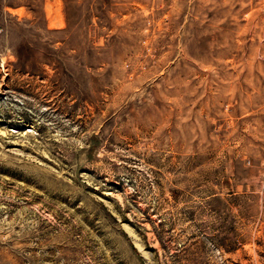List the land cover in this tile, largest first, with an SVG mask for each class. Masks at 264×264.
I'll return each mask as SVG.
<instances>
[{
  "label": "rangeland",
  "instance_id": "374dc122",
  "mask_svg": "<svg viewBox=\"0 0 264 264\" xmlns=\"http://www.w3.org/2000/svg\"><path fill=\"white\" fill-rule=\"evenodd\" d=\"M0 264H264V0H0Z\"/></svg>",
  "mask_w": 264,
  "mask_h": 264
}]
</instances>
